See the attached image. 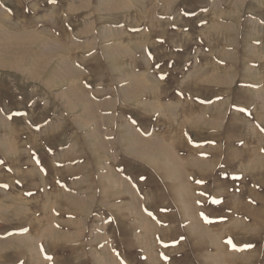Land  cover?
Instances as JSON below:
<instances>
[{"label": "rangeland", "instance_id": "374dc122", "mask_svg": "<svg viewBox=\"0 0 264 264\" xmlns=\"http://www.w3.org/2000/svg\"><path fill=\"white\" fill-rule=\"evenodd\" d=\"M0 264H264V0H0Z\"/></svg>", "mask_w": 264, "mask_h": 264}, {"label": "snow or ice", "instance_id": "6c2138e0", "mask_svg": "<svg viewBox=\"0 0 264 264\" xmlns=\"http://www.w3.org/2000/svg\"><path fill=\"white\" fill-rule=\"evenodd\" d=\"M161 78H163V77H161ZM229 243L231 244V242L229 241Z\"/></svg>", "mask_w": 264, "mask_h": 264}]
</instances>
